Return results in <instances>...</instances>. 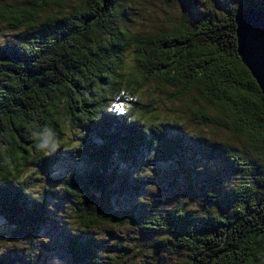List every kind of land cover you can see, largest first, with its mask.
<instances>
[{
	"label": "trees",
	"instance_id": "obj_1",
	"mask_svg": "<svg viewBox=\"0 0 264 264\" xmlns=\"http://www.w3.org/2000/svg\"><path fill=\"white\" fill-rule=\"evenodd\" d=\"M80 3L67 14L56 0H0L4 29L25 31L18 45L0 47V220L28 254L33 247L48 254L0 253V264H56L50 253L57 242L75 264H102L107 251L97 238L71 235L67 222L53 225L57 213L47 197L35 200L16 185L30 165L63 180L79 226H133L150 233L154 257L139 264H264V96L238 56L235 23L246 6L264 11V0H241L221 16L203 14L154 35L129 30L133 0ZM56 4L60 17L52 11ZM151 86L185 108L183 116L205 130L202 139L210 146L200 136L169 130L177 124H147L156 120L157 107L138 95ZM122 90L137 100L126 117H117V103H129ZM173 114L180 122L170 108L167 115ZM43 125L56 129L68 152L48 158L35 150L29 129ZM69 132L79 134L76 144L67 142ZM223 132L228 138L220 145L216 137ZM218 151L236 183L225 186L215 168L206 173ZM198 155L207 164L195 170ZM64 163L72 166L56 171ZM153 165L167 168V175ZM144 167L156 172L137 177ZM35 175L26 183L35 187ZM201 178L206 182L199 187ZM149 179L167 183L173 196L164 213L139 207L138 192ZM117 196L130 201V209L118 208ZM48 227L55 229L48 234L54 240L32 245Z\"/></svg>",
	"mask_w": 264,
	"mask_h": 264
},
{
	"label": "rangeland",
	"instance_id": "obj_2",
	"mask_svg": "<svg viewBox=\"0 0 264 264\" xmlns=\"http://www.w3.org/2000/svg\"><path fill=\"white\" fill-rule=\"evenodd\" d=\"M80 1L81 0H56V3L62 4L65 12L69 14L74 8L78 7L81 4ZM57 4L53 6L52 11L55 12L54 15L60 17L61 14L59 13V11L61 9L57 6ZM234 5L239 7L241 5V0H133V3L130 4L129 12L127 11L130 15L127 26L133 33L154 35L164 33L167 30L171 29L174 25L187 21L186 19H199L203 14L221 16L224 12L237 8L233 7ZM45 16H47V14L42 15V17ZM24 32V29H21L17 32L4 29V24H0V47L18 45L20 43V38L23 36ZM131 60L132 58L130 57L128 59V66L132 64ZM155 87L156 86H151L150 88L145 89L141 96L138 95V99L141 103L149 105V108L151 109H154L155 106L157 107L155 108L156 115H158L156 120L148 121L147 119L150 117V115L142 118L144 121L147 120V124L149 126L157 125L160 123H163L164 125L177 124V127L175 129L172 128L169 130H182L192 136H200V139H202L204 136H207L205 130L196 128L187 122L186 117L183 116V111L185 108H183L181 104H170L169 102H167L166 96L164 94H161L157 89H154ZM119 104L121 103H117V105ZM117 105L115 106L116 109ZM170 108L176 111L177 116L182 117L180 122H176V116L174 114L167 115V111H169ZM141 112L137 111V114H140ZM76 136H79V134L76 133L74 135L72 132H69L66 137L67 142L74 141V144H76L78 142V138ZM216 138L218 141H220L219 143L221 145L228 138V136L223 132L218 134ZM202 140L205 142L204 139ZM197 143L198 142H195V145ZM205 143L210 146L209 142ZM216 146L218 149V145ZM221 158V154L218 151L217 158L214 161V167H209L206 173L208 174L211 169L215 168L216 174L214 175H217V177L223 181V184H225V186L236 183V176L230 174V172L226 170L225 164L222 162ZM195 160L196 166L194 167V169H204V166L207 164L206 160H204L201 155H198ZM71 166L72 165L69 163L58 165L56 171H61ZM77 166L83 167L84 165L83 163H78ZM153 166L155 167L157 172L159 169L163 172L164 175H167V168L162 169L161 167H158L156 165ZM153 171L156 172L155 170ZM173 172H175V170H173ZM173 172L171 173V177L168 181L169 183H172L174 181L173 177H175V175ZM53 173L58 176L56 172ZM45 174L49 178L48 183L50 185V189L45 192V196L47 197L48 202H50L51 208L57 213L56 216L52 214L54 220V222H52L53 225L58 222L60 223L61 221H68V225L71 224L75 231H85L80 233L83 234L84 237L91 236L96 238L98 236L100 241L103 243V246L107 250L106 253L102 255V264H139L140 262H151L154 257L153 242L155 240L152 239L150 233H148L147 231H144L143 233L142 231H139L138 228L133 226L104 225L93 230H87L79 226L78 224H76L73 217V200H68L66 187L63 180L57 182L53 174ZM192 177H199V175L196 176V173H194ZM202 177L206 178L207 175L202 174ZM39 178L45 182L47 180V177H45L43 174H39ZM179 180L184 186H186V184H184V179ZM200 181L201 182L199 187H201L206 182L205 179L202 178L200 179ZM148 185H156L158 187V192H148ZM46 186L47 185L45 183L39 189L38 196L43 195V188ZM57 186V190L61 192L54 191ZM193 190H196L195 186L193 187ZM168 192L169 187L167 183L163 185L161 180L157 181L155 179H149L146 184L141 185L138 194L140 195V197H150L152 200L146 198L144 203L139 204V207L146 212L149 206H154L164 213L166 207H168V203L170 204L173 200V196H171ZM187 192L188 191H182L181 194H186ZM31 197L33 198L32 195ZM117 197L118 198H116V203L118 204V208L120 205L123 210L130 209V201L125 199V197L123 196ZM196 202L197 201H192L190 203V206L199 207ZM54 231L55 229L51 227L46 228V232L43 237H47L49 238V240H54V237L48 236V234L50 235ZM11 234L12 228L0 220V253L6 255L8 254L9 257H11V255H14L15 253L22 254L23 252H26V246L18 240L11 238ZM70 234L73 235V232L70 231ZM41 241L44 242L43 239ZM56 248L57 251L55 253H50L51 257L56 256L60 264H75L68 252L65 249L60 248L59 242L56 243ZM41 251L42 255H46L47 258L48 254H46V250L44 247H42ZM46 260L47 259H44L41 264H45Z\"/></svg>",
	"mask_w": 264,
	"mask_h": 264
},
{
	"label": "clouds",
	"instance_id": "obj_3",
	"mask_svg": "<svg viewBox=\"0 0 264 264\" xmlns=\"http://www.w3.org/2000/svg\"><path fill=\"white\" fill-rule=\"evenodd\" d=\"M233 7H238V6L234 5ZM120 96H127V100L129 101V103H121V104L117 105L118 111L114 115H116L117 117H126L128 112L130 110H132V108H133V103H131V102L136 101L137 96L132 95V94H128L126 91H123V90L121 91ZM112 111L113 110L111 108L107 109L108 114H111ZM126 119L129 123L134 122L132 118H126ZM145 131L150 132V130H147L146 128H145ZM29 132L33 138L35 150L37 152L43 153V155L45 157L51 158L56 153H59L61 151L68 152L67 150H62L63 146H62V142H61V137L58 135V133L54 127L48 126V125H43L40 127L33 126L32 128L29 129ZM86 136H87V132L85 130H83V138H85ZM155 155H156V153H155V151H153L151 153L150 158H154ZM146 169H150V172H148L147 174H145ZM34 173L37 174L35 176V180H36L35 187L31 183H26L30 177H33ZM43 175L45 177H47L46 182L42 181L39 178L37 166L30 165L29 167H27L26 169L21 171V173L17 179L16 185L17 184L24 185L22 188L24 189L25 194L32 195L35 200L41 201L40 199H38L39 189L46 183L47 186L43 188V193H42L43 196L45 195V192L50 189V185L48 183L49 178L45 173H43ZM136 175H137V177H145V176L152 177L154 175V172H153V169L151 167H144L143 171L137 173ZM57 188H58V186L56 187V189H54V191H58ZM147 190H148V192L156 193V192H158V187L156 185H148ZM58 192H61V191H58ZM146 198L151 199L150 197L142 196V197H140L141 202L144 203ZM60 215H61V213H60ZM66 220H67V218H66ZM69 226H70V229L74 235H78L81 232H85V231L77 232L73 229L71 224H69ZM96 238L98 240H100L98 238V236ZM42 239L44 240L43 243L49 242V238L39 237V238L33 239L31 241V243H32V245L34 243L35 245L39 246L42 244V242H41ZM33 248H34L33 254L30 255L27 252H26V254L29 255L30 257H35L37 255H40V252H41L40 248L39 247H33ZM56 264H60L58 259L56 260Z\"/></svg>",
	"mask_w": 264,
	"mask_h": 264
},
{
	"label": "water",
	"instance_id": "obj_4",
	"mask_svg": "<svg viewBox=\"0 0 264 264\" xmlns=\"http://www.w3.org/2000/svg\"><path fill=\"white\" fill-rule=\"evenodd\" d=\"M235 23L238 56L264 96V11L246 6Z\"/></svg>",
	"mask_w": 264,
	"mask_h": 264
}]
</instances>
